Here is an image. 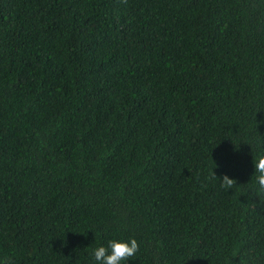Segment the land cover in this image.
<instances>
[{
	"label": "trees",
	"instance_id": "obj_1",
	"mask_svg": "<svg viewBox=\"0 0 264 264\" xmlns=\"http://www.w3.org/2000/svg\"><path fill=\"white\" fill-rule=\"evenodd\" d=\"M260 153L264 0H0L8 264H264Z\"/></svg>",
	"mask_w": 264,
	"mask_h": 264
},
{
	"label": "clouds",
	"instance_id": "obj_2",
	"mask_svg": "<svg viewBox=\"0 0 264 264\" xmlns=\"http://www.w3.org/2000/svg\"><path fill=\"white\" fill-rule=\"evenodd\" d=\"M254 168V181L258 190L264 191V153L257 155L252 160ZM252 174V175H253ZM234 179L224 174L220 177L222 189H232ZM139 245L135 238L127 240L112 238L107 240L106 245L101 244L92 250V257L96 264H127L131 257L138 251ZM0 264H8L7 258L0 259Z\"/></svg>",
	"mask_w": 264,
	"mask_h": 264
}]
</instances>
